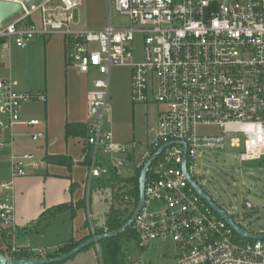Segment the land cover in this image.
I'll use <instances>...</instances> for the list:
<instances>
[{
  "label": "built area",
  "instance_id": "1",
  "mask_svg": "<svg viewBox=\"0 0 264 264\" xmlns=\"http://www.w3.org/2000/svg\"><path fill=\"white\" fill-rule=\"evenodd\" d=\"M2 1L21 8L0 25V45L25 48L37 37L60 34L67 63L91 76L85 139L89 181L111 171L120 175L138 145L144 149L137 168L167 144L147 170L144 205L132 225L138 247L146 251L159 242L165 248L172 243L176 264H264V237L239 234L186 177L187 171L198 185V157L228 144H243V161L264 157V0H106L109 19L98 29L82 26L75 17L84 0ZM113 8L128 18V26L112 24ZM138 35L144 47L140 60L133 52ZM120 66L132 69L135 104L161 105L143 143L125 145L109 126L111 72ZM46 101V91L0 80V130L41 125L38 118L23 121L22 111ZM206 126L216 131L201 132ZM31 135L44 137L42 131ZM33 159V154L12 155L11 179L0 181V253L8 258L20 247L12 243L9 252L4 239L17 230L14 180L28 175ZM245 205L254 208L251 201ZM222 210L246 233L264 234V228L246 230ZM127 264L149 263L140 258Z\"/></svg>",
  "mask_w": 264,
  "mask_h": 264
},
{
  "label": "crops",
  "instance_id": "2",
  "mask_svg": "<svg viewBox=\"0 0 264 264\" xmlns=\"http://www.w3.org/2000/svg\"><path fill=\"white\" fill-rule=\"evenodd\" d=\"M105 25L82 26L98 29ZM6 78L17 80L22 90L47 93L46 102H32L22 111L23 121L38 118L43 121L41 125L31 129L20 123L0 130V141L5 144V149L0 150V181L11 179L9 160L12 155H34L33 163L27 167L28 175L14 180L18 230L15 241L20 247L41 252L40 259L53 257L49 255L96 234L97 229L105 228L108 213L113 207L110 198L105 196L104 180L101 177L88 179L90 157L85 139L89 129L87 93L91 76L82 74L67 63L65 38L55 34L37 37L25 48L0 45V80ZM131 85L130 67L112 69L111 87L117 101H122V109L118 111L114 105L111 106L109 126L115 138L125 145L134 140L148 141L150 128L154 127L145 124V128H140L138 108L144 107L140 114L147 121L149 103L135 104L131 98ZM160 109L161 105L157 114ZM67 124L86 126V134L67 136ZM74 130L79 131L80 128ZM33 131H42L44 137L34 140ZM137 153L138 150L133 149L130 158ZM49 157L63 158L49 160ZM63 204L68 208L56 212L55 209ZM95 250L92 247L61 264H82L83 256Z\"/></svg>",
  "mask_w": 264,
  "mask_h": 264
},
{
  "label": "rangeland",
  "instance_id": "3",
  "mask_svg": "<svg viewBox=\"0 0 264 264\" xmlns=\"http://www.w3.org/2000/svg\"><path fill=\"white\" fill-rule=\"evenodd\" d=\"M75 17L80 20L82 25L94 26L107 24L108 7L106 0H86L84 5L75 11ZM112 24L115 27H124L129 25L128 18L121 15L113 8L111 13ZM143 42L141 36H137L134 42L135 59L140 60L143 56ZM119 81L123 78L118 75ZM110 103L118 111H121L122 101H117L113 89L110 91ZM160 108L158 103H149L147 109V121L142 117L144 107L138 108L141 119L140 128L156 126L158 121L157 110ZM138 113V112H137ZM201 132H215L216 128L206 126L200 128ZM243 142V138L240 135ZM137 153L132 159L122 167L119 175L124 180H129L136 173L137 163L142 156L143 147H136ZM242 152L244 146L233 148L229 144L225 149H210L200 155L197 159L198 166L195 171V180L198 185L219 205L229 213L243 228L248 231H258L264 228V157L254 161H243ZM111 173L101 177L104 180L105 196L110 198V202L115 209H120L124 214L133 212L136 205L130 201L128 195L131 185L125 182L110 181ZM111 182V183H110ZM94 197V195H93ZM246 201H251L254 208L246 207ZM108 204V203H107ZM105 204V206H107ZM127 210V211H126ZM125 215V216H126ZM106 229V227H105ZM17 231L12 234L7 232L4 235L6 245H18L15 241ZM10 239V240H9ZM113 247L108 243L100 242L79 253H86L92 247H95L94 253H88L83 256L82 264H127L130 259L143 258L150 264H176V250L174 245L169 243V248H165L162 242L154 244L146 251H142L137 244L135 235L128 230L117 236ZM22 251L33 256L32 260L40 259L39 253L30 251L29 248L19 247L17 252ZM12 252V251H11ZM77 255V254H76ZM72 256L70 259L76 257ZM19 258V257H17ZM26 258V257H23ZM28 259V258H26ZM66 260V261H68ZM64 261V262H66ZM63 263V262H61ZM58 263V264H61Z\"/></svg>",
  "mask_w": 264,
  "mask_h": 264
},
{
  "label": "water",
  "instance_id": "4",
  "mask_svg": "<svg viewBox=\"0 0 264 264\" xmlns=\"http://www.w3.org/2000/svg\"><path fill=\"white\" fill-rule=\"evenodd\" d=\"M30 1V0H27ZM21 6L18 3L9 2V1H2L0 0V25L4 20L15 14L17 11H19ZM161 146L153 155L152 157L145 162L143 165L140 176H139V200L137 202V205L132 212V215L127 219V221L117 230L113 231H105L103 233H96L93 234L91 237L85 239L84 241L80 242L77 246L69 250L68 252L59 254L57 256L53 257H45L42 259L32 260V259H26V258H8L6 255L0 253V264H54V263H61L72 256L78 254L80 251L85 249L86 247L98 244L104 239L117 237L120 234L124 233L127 228L132 227L134 220L137 216V214L140 212L141 208L144 205L145 201V186H146V175L147 170L152 161L158 156V154L163 150V148L166 146ZM184 170L186 171V167L184 165ZM186 177L192 184V186L196 189V191L205 199L207 202L242 236L248 237V238H262L264 237V234L261 235H251L246 233L239 225H237L230 217H228L225 212L219 207V205L200 187L197 185L196 182L192 180L190 175L186 171Z\"/></svg>",
  "mask_w": 264,
  "mask_h": 264
},
{
  "label": "trees",
  "instance_id": "5",
  "mask_svg": "<svg viewBox=\"0 0 264 264\" xmlns=\"http://www.w3.org/2000/svg\"><path fill=\"white\" fill-rule=\"evenodd\" d=\"M74 128H76V129L80 128V130L76 131V130H74ZM85 131H86V126H84V125L67 124V126H66L67 136L70 135V134H72V135H74V134L75 135L76 134H86ZM55 158L61 160L63 157H49L48 159L49 160H56ZM141 169H142V167L137 168L135 176H133L129 180H124L118 174H116V172L111 171V178H110L111 182H113V181L125 182V183H129L131 185V187L129 189V192H128V195L130 197V201L129 202H131V203L133 202L135 205L137 204V202L139 200V176H140ZM82 204H84V202L83 203H79L78 205L81 206ZM65 208H68L67 204L59 205L55 209V211L56 212H61ZM74 213H75V210H73V215H74ZM125 215L126 214H124L123 211H121L120 209H115L114 207H112L110 209V211L108 213V217H107V222H106L107 231H113V230L119 229L127 221V219L132 215V212L131 213L129 212L126 216ZM128 230H130V232H132V234L134 235V231H133L132 227L127 228V230L125 232H127ZM103 232H105V228H101V229H97L96 230V233H103ZM89 237H91V236H89ZM116 238L117 237L107 238V239H104L101 242L108 243L110 245V247H113L114 243L116 242L115 241ZM84 240H82V241H84ZM82 241H80V242H82ZM80 242H77V243L68 245L66 247L60 248L56 253L51 254L49 256H57L60 253L62 254V253L68 252L69 250H71L72 248L77 246ZM10 244L11 243H9V245H8V251L9 252L11 251V248H12V245H10ZM90 246H92V245H90ZM90 246H88V247H90ZM88 247H86V248H88ZM12 255L15 256V257H19V258L26 257L28 259H33V256H31L29 253L26 254V253H24L22 251H19V252L16 251Z\"/></svg>",
  "mask_w": 264,
  "mask_h": 264
}]
</instances>
